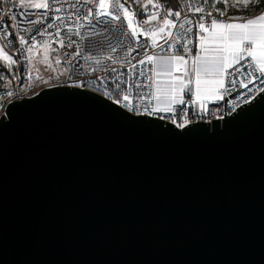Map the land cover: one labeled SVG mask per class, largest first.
<instances>
[{"label": "water", "instance_id": "95a60500", "mask_svg": "<svg viewBox=\"0 0 264 264\" xmlns=\"http://www.w3.org/2000/svg\"><path fill=\"white\" fill-rule=\"evenodd\" d=\"M0 264H264V93L184 128L76 86L9 101Z\"/></svg>", "mask_w": 264, "mask_h": 264}, {"label": "snow or ice", "instance_id": "6c2138e0", "mask_svg": "<svg viewBox=\"0 0 264 264\" xmlns=\"http://www.w3.org/2000/svg\"><path fill=\"white\" fill-rule=\"evenodd\" d=\"M80 2L81 0H77L76 4H69L68 8L76 9ZM205 2L212 7L213 12L199 15L195 21L184 16L181 21L182 12L173 11V8L178 6L175 0H167V3L172 7H165L160 0H155V2L147 0V3L136 0L135 11H130L129 7H125V4L120 0H111V2L99 0L98 3H94L93 0H83L84 4H92V7L88 8L82 17L71 11L66 17L59 15L65 11L64 4L60 0H19V8L25 11L18 14L10 9L3 15L12 23L0 22V42H2L0 43V63L3 67L12 69L19 63L18 59L13 58L18 55L23 56L31 64V59L25 53L32 54L41 49L48 52L50 40L47 38L58 39L61 48L75 46L77 49L75 57H79L81 55L79 45L72 37L76 36L82 39L84 36L99 37L100 39L97 41L99 48L103 49L105 41H107L109 55L97 58L89 54L83 59L91 61L105 73L104 77H97V80L104 83L105 80L110 79L114 83V87L104 84V87L101 88L100 85H97L96 90L111 99L113 104L126 108L129 112H137L138 105L133 103L130 92L124 88L127 83L126 73L105 63L109 61L112 65L117 64L118 60L111 53H116L117 48L124 50L127 42L126 56L119 61L121 68L127 67L133 74H136L137 65L148 64L153 65L149 69L150 73L170 77L163 92L157 87L158 94L149 93L155 99L156 104L145 106L143 113L139 114L147 116L159 114L157 115L159 120L169 119L176 127L184 128L189 123L187 110L189 102L185 100L186 96L191 97L193 106L198 105V113L210 114L211 109L208 107L210 103L224 101L226 96L232 95L234 92L238 95L234 98L233 103L241 98L243 102L247 103L254 91L264 93V14L248 19L240 16H228L227 19L222 20L220 17L227 15L228 0H223L224 8L219 6L221 0H215V2L205 0ZM16 6L13 5L14 8ZM230 6L238 10L253 6L254 10L264 11V0H233ZM149 7L154 11L149 12ZM184 7L189 11L193 10L189 4H184ZM109 8L113 11H109ZM27 9H43L44 11L35 18H31L32 14L28 13ZM194 11L195 13H204L205 9L198 6ZM140 15H143L144 18L137 19ZM49 19L52 22L47 23L46 21ZM82 20L87 21L89 25V31L84 35L80 31L85 27L81 23ZM112 21L126 22L127 28L117 34L114 28L110 27ZM38 25L40 27H37ZM53 28L56 29L55 33L49 31ZM62 28L67 29L66 44L62 38ZM173 28L182 30V36L174 35ZM189 34H191V39L188 38ZM113 36L117 37L115 45L110 39ZM141 36L145 37V40L141 41L139 39ZM38 37L45 39L41 41ZM189 44L192 45L191 49ZM210 45L214 46L210 47ZM10 47L16 48V52L12 53L6 50ZM149 48L161 51L173 50V54L167 56L150 54ZM193 51H195V55H191L190 58L193 62L191 71L195 75V80L193 81L191 76L188 79L179 75L173 76V72L181 68L188 75V57ZM210 52L215 55L209 56ZM132 53L135 55L133 56ZM47 58L45 56V59ZM65 60H67V53H65ZM68 62L71 63V61ZM55 63L59 65L61 60L58 58ZM157 65H159V70H157ZM2 70L0 68V71ZM20 70L23 71L22 68ZM92 71L95 72L96 68H93ZM145 74L143 70L138 73L139 76H145ZM148 79L151 83L152 76L149 75ZM74 85L81 87L83 83L74 82ZM131 87L140 90L145 85L141 83L131 85ZM6 95L12 97L14 94L7 92ZM139 98L144 99V96L140 95Z\"/></svg>", "mask_w": 264, "mask_h": 264}, {"label": "built area", "instance_id": "2783aa9c", "mask_svg": "<svg viewBox=\"0 0 264 264\" xmlns=\"http://www.w3.org/2000/svg\"><path fill=\"white\" fill-rule=\"evenodd\" d=\"M61 3L64 4L65 11L60 13L62 17H66L68 12L71 11L73 13H76L80 15L81 17L84 16L88 10V8L92 7V4H84L83 0L79 4H77L76 9H69V4H76L77 0H60ZM94 3L97 2V0H93ZM111 2V0H109ZM121 3H124L126 7H129L130 11H135L137 4L134 0H120ZM141 2V1H140ZM155 2V0H154ZM162 4L165 5L163 0H160ZM175 2L178 4L177 7L173 8V11H181V21L183 20L184 16H187L190 19H193L195 21L196 17L199 15H205L208 12H213L212 8L209 6L208 3L205 2V0H175ZM141 3H147V0H142ZM184 4H189L192 6V11H189L187 8L184 7ZM13 5H17L15 8ZM203 7L205 9L204 13H195L194 9L195 7ZM166 7V6H165ZM12 10L18 14H22L25 10L19 8L18 4L15 0H0V22H7L8 24H11L12 21L8 20L7 17H4V12ZM28 13L32 14L31 18H35V16L40 15L44 10L40 9H27ZM109 11H113V9L109 8ZM149 12L154 11L151 7L148 9ZM264 14V11L258 10L255 15H238V14H231L228 16H240L244 17L245 19L252 18L258 15ZM216 15V13H214ZM228 16L220 17V19L224 20L227 19ZM144 16L140 15L137 17V19H143ZM91 19V18H89ZM174 19V18H173ZM47 23L52 22L51 19L46 21ZM240 22V21H236ZM85 25L84 28L80 29L81 34L84 35L89 31V25L87 21H81ZM179 23V21H177ZM37 27H40L39 25ZM110 27L114 28V30L119 34L120 31L125 30L127 28L126 22L123 21H112ZM146 27V26H145ZM99 30V29H97ZM11 31V29H9ZM52 33H55L56 29H50L49 30ZM174 35L182 36V30L178 28L172 29ZM67 33L66 28H62V38L65 41V44L67 43L68 37L65 35ZM189 39H191V34L188 36ZM39 40L43 41L44 37H38ZM50 40V47L48 52H44L42 49L39 52H34L32 54L25 53V55L29 56L31 59V64L28 63V60H25L23 56L15 55L13 58L18 59L19 63L15 65L14 68V77L12 81H10L8 84L0 85V115L4 114L5 105L14 99L20 98V97H27L35 92H37L41 87L46 85H53V84H63L68 86H75L74 82H82L83 86L80 88H84L93 92L98 93L102 97L108 99L106 96L102 94L101 91H97L96 87L97 85H100L101 88L104 87V84H108L109 87H114V83L108 79L105 80L104 83H101L99 80H97V77H104L105 73L100 70L99 67H97L95 64H93L91 61H86L83 59L84 56H87L89 54L97 57V58H103L109 55V52L107 51V41H105V46L103 49L99 48V45L97 44V41L100 39L99 37L94 36H84L82 39L81 37L73 36L72 39L77 42L79 45V51L81 55L79 57H75L76 48L75 46L73 48H61L60 43L58 42V39H52L47 38ZM112 44L115 45L117 41V37L113 36L110 37ZM141 41L145 40V37L141 36L139 37ZM2 43V42H0ZM160 43H163V41H160ZM18 47V44H17ZM126 47L127 42L125 44L124 50L121 48H117L116 53H111L114 58L118 60V63L115 65H112L111 62L106 61L105 63L108 64L111 67H117L118 71L126 73L125 80L127 83H125L124 88L128 89V91L131 94V98L133 99V103L138 105L137 112H131L135 114L143 113L144 107L148 106L149 104L154 105L153 98L149 93L154 94V80H155V74L150 73L149 69L153 67V65L145 64L143 66L137 65L136 74H133L127 67L121 68L119 65V61L123 60L126 56ZM189 48H192V45L189 44ZM55 49V51H53ZM9 52L15 53L16 48H9L6 49ZM65 53H67V60H65ZM149 53H155L156 55H172L173 50H164L161 51L159 49H151L149 48ZM182 54V53H181ZM44 55L47 56V60H50L54 67L56 68V72L52 76V80L45 83V81H40L37 73L33 70L32 64L36 60H39ZM134 56L135 53H132ZM191 55H195V51L190 53L188 59L191 57ZM60 59L61 63L57 65L55 63L56 59ZM131 58V57H128ZM250 59V58H249ZM68 61H71L69 63ZM133 63L135 61L133 60ZM23 69L21 71L20 69ZM96 68V71L93 72L92 69ZM143 70L146 74L145 76H139V71ZM152 76L151 83L149 82L148 76ZM193 81L195 80V77H191ZM95 82V83H92ZM143 83L145 85L144 88L138 90L137 88L131 87V85L135 84H141ZM194 88V83H193ZM243 92V90H240ZM7 92H12L14 95L12 97H8L6 94ZM257 92L254 91V93L251 95V98L256 94ZM143 95L144 99H140L139 96ZM238 95V93H232V95L226 96L224 101L220 102H213L208 105L209 109H211V113H198L196 105L193 106L191 104V97L186 96L185 100L189 102L187 106L188 110V120L195 121H210L214 118H221L225 114L230 113L235 110L240 104L243 103L242 98L239 100H235V103H233L234 98ZM250 98V99H251ZM112 102L111 99H108ZM119 106V105H118ZM122 108V107H121ZM126 111H128L126 108H123ZM129 112V111H128ZM159 114H155L152 116H156ZM182 115V113H181ZM171 122V120L166 119Z\"/></svg>", "mask_w": 264, "mask_h": 264}, {"label": "rangeland", "instance_id": "374dc122", "mask_svg": "<svg viewBox=\"0 0 264 264\" xmlns=\"http://www.w3.org/2000/svg\"><path fill=\"white\" fill-rule=\"evenodd\" d=\"M15 1L18 4L19 0H15ZM135 1L136 0H134V2ZM140 1L142 2V0H140ZM98 2H99V0H97L96 3H98ZM212 2H215V0H212ZM232 3H233V0H228L229 7L227 8V15L226 16L231 15V14H238L241 16H244L245 14L246 15H255L256 12L259 10V9L254 10L253 6H250L247 9L240 8L238 10V9L230 6ZM219 6L221 8H224L223 0H221ZM168 7H172V6H168ZM252 18H254V17H252ZM32 67H33V70L37 73L40 81H47V82L51 81L52 76L56 72V68L54 67L53 63L50 60L45 59L44 55L39 60H36L35 62H33ZM0 68L3 69L2 71H0V85L8 84L10 81H12V79L14 77L15 65L13 66L12 69H8L6 67H3L2 63H0Z\"/></svg>", "mask_w": 264, "mask_h": 264}, {"label": "crops", "instance_id": "0c3cea01", "mask_svg": "<svg viewBox=\"0 0 264 264\" xmlns=\"http://www.w3.org/2000/svg\"><path fill=\"white\" fill-rule=\"evenodd\" d=\"M198 44V42H197ZM214 45H210V47H212ZM197 50H198V47H197ZM212 55H215V53H212L210 52L209 53V56H212ZM160 56H164V55H160ZM192 67H193V62H192V59L189 58L188 59V63H187V69H188V75L185 74L183 68H181L180 70L176 71V72H173V76H183L185 79H188L189 76H194V73H192ZM157 70H159V65H157ZM170 80V77L167 76V75H155V80H154V94H158L157 93V87L160 88L161 92H163L165 86L167 85V83L169 82ZM153 103L156 104V101L155 99H153ZM196 108H198V105H196Z\"/></svg>", "mask_w": 264, "mask_h": 264}, {"label": "trees", "instance_id": "16d2710c", "mask_svg": "<svg viewBox=\"0 0 264 264\" xmlns=\"http://www.w3.org/2000/svg\"><path fill=\"white\" fill-rule=\"evenodd\" d=\"M163 1H164V3H165V6H166V7H168V6H172L171 4H168V3H167V0H163Z\"/></svg>", "mask_w": 264, "mask_h": 264}]
</instances>
